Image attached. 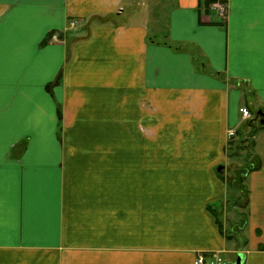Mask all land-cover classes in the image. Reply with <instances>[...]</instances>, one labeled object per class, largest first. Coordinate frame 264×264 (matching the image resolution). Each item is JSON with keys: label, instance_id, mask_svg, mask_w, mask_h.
<instances>
[{"label": "crops", "instance_id": "0c3cea01", "mask_svg": "<svg viewBox=\"0 0 264 264\" xmlns=\"http://www.w3.org/2000/svg\"><path fill=\"white\" fill-rule=\"evenodd\" d=\"M140 1L0 0V264H264V0H168L154 35Z\"/></svg>", "mask_w": 264, "mask_h": 264}, {"label": "rangeland", "instance_id": "374dc122", "mask_svg": "<svg viewBox=\"0 0 264 264\" xmlns=\"http://www.w3.org/2000/svg\"><path fill=\"white\" fill-rule=\"evenodd\" d=\"M170 1L168 0H141L139 5H135L134 7L129 8V12L130 13H136V11H139L138 16H136V18L134 17V21L138 22L142 25H144L145 27H147V29L150 31L151 35H154L155 32L158 31L159 28L161 29H165L166 28V23H167V18H168V14L170 11ZM160 37V36H159ZM255 118V116L253 117ZM253 135V132L249 133V136ZM239 138L243 139L244 135H240ZM253 141V140H250ZM253 143V142H252ZM249 143H245L243 144L244 147H246V149H243V153L241 152L240 155H246L249 154L250 149L247 147V145L249 146ZM248 148V149H247ZM234 151L233 148H230V158H232L231 161V165L232 167V171L235 168L239 167V163L240 161H245V163H250V161L252 160V158L246 157V158H242L238 157V156H234L232 157V152ZM255 152V149L253 150ZM255 158H257L256 152H255ZM238 166V167H237ZM235 171H233L231 174H234ZM235 176V175H234ZM238 194V193H237ZM233 195H231V198L228 200V206L229 209H235V213L232 214V219L234 220V222L236 223V225L239 226V224H243L242 222L245 219V209L243 208V204L246 201V197L243 195L242 199L239 201L234 200L232 197ZM238 220V221H237ZM223 260L224 263L229 262V256L225 255L223 256Z\"/></svg>", "mask_w": 264, "mask_h": 264}, {"label": "trees", "instance_id": "16d2710c", "mask_svg": "<svg viewBox=\"0 0 264 264\" xmlns=\"http://www.w3.org/2000/svg\"><path fill=\"white\" fill-rule=\"evenodd\" d=\"M260 126H262V125H260ZM251 139H252V137L250 135V140ZM250 140L247 141V143L250 142L249 146L247 145V147L250 149L249 154H247V156L246 155H241V156H242L243 159L246 158V157H249V158H252V160L250 161V163H247V162L245 163V161H242L244 163H242V165H240L237 169H235L234 170L235 173L231 174L228 177V180H227L228 181V185L230 187V194L228 196V200L231 198V195H233L232 197H234L233 198L234 200H236V198H237V201H238V199L240 201L242 199L243 195H244L246 197V201L243 204V208L244 209H246V207L248 205V195H249L248 189H247V187L245 185L246 176L248 175V173L250 171H252L253 169H255V168H257L259 166L257 164L256 158H255V152L253 151L254 150V144ZM233 143H234L233 141H229V145H230L229 148H233L234 149V151L231 153L232 157H234V155H239L240 156V153L237 150L239 142H235L234 146L232 145ZM242 148L246 149V147H242Z\"/></svg>", "mask_w": 264, "mask_h": 264}, {"label": "built area", "instance_id": "2783aa9c", "mask_svg": "<svg viewBox=\"0 0 264 264\" xmlns=\"http://www.w3.org/2000/svg\"><path fill=\"white\" fill-rule=\"evenodd\" d=\"M211 8L215 11L216 15L222 22L226 21L228 17V0H212ZM74 25V22L71 23ZM51 40L60 39L57 33L51 35ZM240 112L244 119L252 117L250 109L246 106L240 108ZM234 131H230L229 135H233ZM195 264H223V258L218 253L198 252Z\"/></svg>", "mask_w": 264, "mask_h": 264}, {"label": "water", "instance_id": "95a60500", "mask_svg": "<svg viewBox=\"0 0 264 264\" xmlns=\"http://www.w3.org/2000/svg\"><path fill=\"white\" fill-rule=\"evenodd\" d=\"M257 115L261 116V124L264 126V110H259L257 112ZM225 264H243L242 255H239L237 257V260L235 262H226Z\"/></svg>", "mask_w": 264, "mask_h": 264}]
</instances>
